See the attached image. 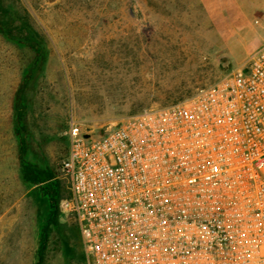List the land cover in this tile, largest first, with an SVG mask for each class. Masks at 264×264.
<instances>
[{"label":"rangeland","instance_id":"1","mask_svg":"<svg viewBox=\"0 0 264 264\" xmlns=\"http://www.w3.org/2000/svg\"><path fill=\"white\" fill-rule=\"evenodd\" d=\"M263 45L264 0H0V264H86L58 207L71 117L100 133L190 96ZM23 162L46 181L25 180Z\"/></svg>","mask_w":264,"mask_h":264},{"label":"built area","instance_id":"2","mask_svg":"<svg viewBox=\"0 0 264 264\" xmlns=\"http://www.w3.org/2000/svg\"><path fill=\"white\" fill-rule=\"evenodd\" d=\"M68 137L58 207L86 264H264V45L100 133L71 117Z\"/></svg>","mask_w":264,"mask_h":264},{"label":"trees","instance_id":"3","mask_svg":"<svg viewBox=\"0 0 264 264\" xmlns=\"http://www.w3.org/2000/svg\"><path fill=\"white\" fill-rule=\"evenodd\" d=\"M25 41L35 49L36 53L39 55L40 53V48L38 46L37 43L33 42L32 39H29L28 38H24ZM31 71V68L28 70V73H27V76L29 75ZM20 98H19V91L17 92V97H16V101L17 103L19 102ZM20 141L22 142L23 144V141H24V138L23 136L21 137ZM22 174H23V178L31 183H39V182H43V181H46V179L48 178V174L41 168H38L37 166H32L31 164L29 163H26V162H23L22 163ZM50 191V190H49ZM59 190L58 191H50V202L51 205H56V202H57V194H58ZM84 255V254H83ZM85 259V258H84Z\"/></svg>","mask_w":264,"mask_h":264}]
</instances>
